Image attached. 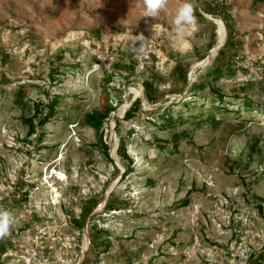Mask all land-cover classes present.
<instances>
[{
    "label": "rangeland",
    "instance_id": "rangeland-1",
    "mask_svg": "<svg viewBox=\"0 0 264 264\" xmlns=\"http://www.w3.org/2000/svg\"><path fill=\"white\" fill-rule=\"evenodd\" d=\"M179 3L148 18L141 0H0V206L14 216L0 264H264V24H234L237 75L214 83L224 111L189 92L226 41L222 14L206 13L220 2L197 0L205 22L186 30L187 44L174 32ZM233 6L220 11L233 19ZM177 62L188 67L184 86ZM55 97L56 113L39 126ZM137 99L141 110L123 119ZM108 101L115 109L100 140L85 117ZM247 102L259 106L250 112ZM164 108L170 124L155 122ZM120 137L132 160L126 176ZM93 196L90 217L111 241L97 256L91 224L79 232L71 223ZM111 200L124 203L104 213Z\"/></svg>",
    "mask_w": 264,
    "mask_h": 264
},
{
    "label": "trees",
    "instance_id": "trees-1",
    "mask_svg": "<svg viewBox=\"0 0 264 264\" xmlns=\"http://www.w3.org/2000/svg\"><path fill=\"white\" fill-rule=\"evenodd\" d=\"M200 1V0H198ZM221 5L217 4L215 7L207 6L206 13L210 15H220L222 14V17L225 22V29H226V41L222 48L217 52L216 57L213 59V62L211 66L207 69L206 73L202 78L197 80L189 89V92L191 95L197 96L203 93H208L211 95L210 97V103H212V106H216L217 108H221L224 111L228 110L226 109V106L229 104L226 103V98L224 95H222L218 90L214 88V83L219 81L222 78H234L236 77V71L233 69V61L235 56L238 54L239 49V42L236 41V39L233 37L234 34V23L233 19H231L230 14L226 10H221ZM196 16L199 20V22H205L202 14H200L198 11H196ZM207 23V21H206ZM210 24V23H209ZM216 43V38L214 34L212 33V36L209 41V48H212ZM203 58V57H202ZM201 58V59H202ZM181 62H177L175 66L172 69L173 75H178L180 77V80L184 85L187 83V66L185 68L182 67ZM74 67V65H69L67 71H71ZM132 68L129 67L128 70L130 73L132 72ZM66 70H58L56 72L57 76L56 78H59L60 75H67ZM55 77H52L54 79ZM250 85V84H249ZM248 85V86H249ZM143 92L146 100L150 103L156 102V89L154 87V84L152 81H145L143 82ZM58 97H55L53 101H51L50 105L47 107V110H49V113H47L45 116L41 117L39 119V126H43L44 121L46 120V117L54 115L56 112L54 111L55 106L58 102ZM217 104V105H215ZM177 106V105H176ZM175 106V107H176ZM184 106H189V103L184 102ZM259 105H255L251 102L245 103V108L247 111H253L256 107L258 108ZM173 107V108H175ZM264 107V106H263ZM115 107H112L109 101L107 102V106L104 108H99L92 111L90 114L86 115L85 117V124L92 128L99 136V139L102 138V132H103V123L108 118L110 112L114 111ZM141 110V101L139 99L135 100V102L131 105V107L125 112L123 119L130 120L132 119L137 112ZM168 108H164L162 113L156 118L155 122L158 121H166L167 124H170L171 120V114L169 113ZM46 122V121H45ZM28 127H29V133L35 132L36 125L33 124L32 120L26 121ZM106 149L107 153V145H103ZM117 154L124 161V171L123 176H126L127 174L132 172V160L129 158L127 154V146L126 141L124 137L119 138V143L117 147ZM27 200V192L22 190V193L18 199V201H26ZM100 197L93 196L89 198L86 202H84V205L81 208L80 215L78 219H71V223L76 230L79 232H82L86 225L89 223L91 226H89L88 229V235H89V245L91 251L96 253L97 255L105 253L111 246V241L107 237L105 231L98 226L96 221L100 219V216H93L90 217L91 213L96 209L98 204L100 203ZM124 201H107L104 206V213L110 212V211H118L120 210V206H122ZM181 207L186 206L188 204L187 200L182 201ZM11 246V241L9 238H5L4 240H0V255H4L6 253L7 248ZM259 257H264V254H261ZM257 262V261H256ZM258 263V262H257ZM255 262H252L251 264H257ZM83 264V263H81Z\"/></svg>",
    "mask_w": 264,
    "mask_h": 264
},
{
    "label": "clouds",
    "instance_id": "clouds-1",
    "mask_svg": "<svg viewBox=\"0 0 264 264\" xmlns=\"http://www.w3.org/2000/svg\"><path fill=\"white\" fill-rule=\"evenodd\" d=\"M170 0H141L143 17L155 18L167 9ZM197 0H180L179 7L176 9L173 20L174 32L176 38L184 44H187L185 32L190 27L197 24ZM135 42L145 41L142 34L134 36ZM60 180V178L56 177ZM14 224L13 213L0 206V240H4L11 232Z\"/></svg>",
    "mask_w": 264,
    "mask_h": 264
},
{
    "label": "crops",
    "instance_id": "crops-1",
    "mask_svg": "<svg viewBox=\"0 0 264 264\" xmlns=\"http://www.w3.org/2000/svg\"><path fill=\"white\" fill-rule=\"evenodd\" d=\"M220 5H234L232 11L235 26H240L238 32L247 31L253 25L264 24V0H218ZM238 16V17H237ZM237 18L238 21L235 19Z\"/></svg>",
    "mask_w": 264,
    "mask_h": 264
},
{
    "label": "bare ground",
    "instance_id": "bare-ground-1",
    "mask_svg": "<svg viewBox=\"0 0 264 264\" xmlns=\"http://www.w3.org/2000/svg\"><path fill=\"white\" fill-rule=\"evenodd\" d=\"M215 22L217 24V35H218L219 41L221 42L224 40V37H225L224 26L222 22L219 20H215Z\"/></svg>",
    "mask_w": 264,
    "mask_h": 264
},
{
    "label": "water",
    "instance_id": "water-1",
    "mask_svg": "<svg viewBox=\"0 0 264 264\" xmlns=\"http://www.w3.org/2000/svg\"><path fill=\"white\" fill-rule=\"evenodd\" d=\"M214 24L217 25L216 22H214Z\"/></svg>",
    "mask_w": 264,
    "mask_h": 264
}]
</instances>
